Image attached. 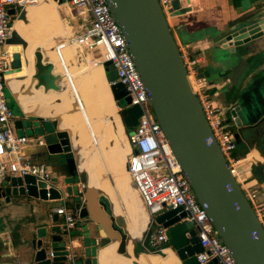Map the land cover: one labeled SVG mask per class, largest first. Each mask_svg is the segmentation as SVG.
Listing matches in <instances>:
<instances>
[{"label": "water", "instance_id": "1", "mask_svg": "<svg viewBox=\"0 0 264 264\" xmlns=\"http://www.w3.org/2000/svg\"><path fill=\"white\" fill-rule=\"evenodd\" d=\"M54 1L61 4L62 0ZM107 1L144 84L154 118L169 141L197 202L206 211L216 234L229 247L237 264H264V229L228 170L199 101L191 90L166 15L157 0ZM179 1L172 2L170 14L180 9ZM23 11L9 9L10 22H14ZM262 40L264 41V6L234 26L217 42V47L224 52L220 59L223 72H226L224 78L229 82L222 94L225 106L221 108L225 123L230 128H242V143L249 142L258 148L260 147L255 139L259 137V133L255 127L264 126V102L260 101L264 96ZM42 60L41 52L36 50L35 72L32 77L37 81L35 87H43L46 93L49 82L54 83L59 77L53 76L52 65L43 64ZM10 66V74L24 69L22 51L15 45L12 46ZM104 67L108 83H113L109 89L114 103L120 105L121 99L128 103L129 98L124 86L117 82L114 66L107 62ZM256 96L259 98L256 99ZM6 101L10 106L13 105L9 99ZM140 114L137 106L125 110L122 122L126 130L131 131L137 126ZM57 123L55 119L42 128L40 137L44 142L43 147L50 155H68L73 163L69 134L59 131ZM261 135L264 143V131ZM234 139L237 141L238 135H234ZM260 151L264 159V148H260ZM259 167L263 168V176L258 180L264 184V163ZM76 173L79 174V171ZM44 187V183H36L31 176L6 177L0 184V210L6 211L5 209L11 207L13 197L33 195L45 201ZM50 193L52 199H60L56 189L51 188ZM98 204L108 218L109 229L119 237L116 253L125 254L126 233L115 223L106 197L100 195ZM71 205L75 220L78 218L85 222L92 221L98 226L102 238L111 240L106 227L92 218L89 206L82 197H76ZM3 218L5 219L0 221V264H64L69 254L66 249L69 232L66 226L59 224L57 215H52V226L39 229L33 238L23 240L28 242V245H21L16 250L10 247L16 238L7 229L6 215ZM179 220L176 211H167L157 216L154 221L168 228L169 247L165 248H170L181 264H198L194 257L200 252L197 228L191 222ZM143 247L150 251L147 236L144 238ZM49 253H52V258H48ZM208 264H216V261Z\"/></svg>", "mask_w": 264, "mask_h": 264}, {"label": "built area", "instance_id": "2", "mask_svg": "<svg viewBox=\"0 0 264 264\" xmlns=\"http://www.w3.org/2000/svg\"><path fill=\"white\" fill-rule=\"evenodd\" d=\"M174 0H157L166 18L170 16ZM42 0H0V184L8 176H31L35 182L45 184V201L52 199L54 188L62 199L63 192L52 184L51 174L44 164L32 162L25 150L31 146H43L41 137L18 135L12 126L16 116L6 101L5 89L10 77L12 50H4L10 36L11 25L8 10H24L40 4ZM64 4L72 7L83 24L78 33L71 34L62 44L77 50L78 66H101L111 62L127 93L129 102L118 108V118L126 136V169L142 203L150 217L146 231L150 251L168 246V228L156 224L155 218L167 211H176L179 222H191L196 229L200 252L194 255L198 264H237L231 250L216 234L206 211L199 205L188 179L178 164L169 141L165 137L150 108L144 84L136 70L124 35L114 19L107 0H68ZM191 90L196 95L205 120L224 157L228 170L250 204L256 218L264 229V199L260 197V184L252 173L255 163L236 154L237 144L230 127L225 123L224 113L208 93V82L200 76L198 59L192 58L185 49L179 48ZM108 83V81H107ZM113 83H108L110 87ZM137 106L141 114L138 124L131 131L126 130L122 117L127 108ZM43 201V200H42ZM53 214L62 219L66 229L74 227V209L65 206L53 208ZM52 253L48 258H52ZM64 264H73L69 254Z\"/></svg>", "mask_w": 264, "mask_h": 264}, {"label": "crops", "instance_id": "3", "mask_svg": "<svg viewBox=\"0 0 264 264\" xmlns=\"http://www.w3.org/2000/svg\"><path fill=\"white\" fill-rule=\"evenodd\" d=\"M179 2L180 9L174 11L167 17L170 30L176 40L177 46L185 49L192 58L198 59L199 73L208 82V93L219 106L223 107L225 105L222 94L228 87L229 82L224 78L226 72H223V64L220 59L224 52L217 47V42L238 23L261 9V7L264 6V0H180ZM67 6L68 5L64 3L58 4L56 2L53 4L50 0H42L40 4L24 9V11L29 10L28 18L32 23L30 29L24 27L23 24L17 25L16 29L20 31L19 34L30 43V47L36 48L40 46L39 48L43 54L44 52L51 54V52H55L53 51L55 47L53 45L57 40L59 29L64 32L59 12L67 15V10L69 9ZM73 19L77 21L76 18ZM14 22H11V27ZM78 29L79 27H76L77 32H74L72 28L71 34L78 33ZM64 34H66V32H64ZM66 38L68 39L69 37L66 36ZM261 42L264 41L262 40ZM8 49L12 50V45H7L6 43L4 50ZM71 49L74 54L75 48L71 47ZM18 50L22 51L23 63L25 66V54L23 53L22 47L18 46ZM42 61L43 64H49L44 62V60ZM61 66L63 69L57 68L53 70L52 65V75L55 77L58 76L59 78L54 81V83L49 82L48 92L59 91L57 82L61 78L63 93L59 97L65 106H69L73 99L84 101L82 91L91 85L90 82H93L94 75L101 74L107 81L106 69H103L101 66L91 67L90 70H86L84 67L77 65L76 59L69 62H62ZM262 69L264 71V65ZM22 73L23 72L12 75L17 78L22 76ZM39 89L44 91L43 87H39ZM6 91L9 94L6 100L9 99L13 104L10 106V103H8L16 116L15 122L16 120L29 121L32 124L30 128H33V132L37 131L38 133L40 128L50 124L55 119L57 120V118L33 120L21 116L20 109L16 105L15 98L8 88V85H6L5 92ZM79 92H81L82 95L78 94ZM86 106L87 103L85 105L80 104L73 114L67 115L64 118L80 119L85 112ZM28 128L29 127L26 126H18L16 127V133L18 135L36 138V136L33 135L34 133H29L30 129ZM28 133L30 135H28ZM119 146H125L127 148L126 140L118 141L117 147ZM36 148V145L27 148L24 152L25 155L29 158ZM246 148H248L249 154L246 160L252 159L255 163L252 168L253 173L254 168L263 165L264 159L260 148L256 145H243L242 149L238 148L237 145L236 154L241 156L240 152H243ZM31 161L37 163L33 159H31ZM114 161L115 155L110 158L97 160L99 177L103 182V188L109 190L113 198L120 203V213L124 221L128 224L129 229L134 233L135 238L138 241H143L149 226L142 225L137 215L136 206L130 203L128 198L129 195L127 196L125 194L126 188L131 187L132 184L128 173L124 172V178L118 171L116 172L115 168L112 166ZM73 166L74 170L77 172L78 169L75 164L74 156ZM47 168L51 176L55 174L54 178L56 179L53 180L51 177L52 184L63 192L61 200L49 202L42 201L40 198L33 195L13 197V205L5 209L6 211L0 210V221L5 219L3 216L6 215V219H8L7 229L10 230L12 236L16 238L14 243L10 245L14 250L18 249L21 245H28V242L23 240L26 238H33L39 229L52 226L51 218L53 215V208L65 206L68 209H72L73 207L71 204L77 197V194L80 193L79 184L82 181H79V174H77L78 180L71 182L69 178H71L72 173L66 175L62 172L57 173L58 170L56 167ZM255 179L257 178L255 177ZM263 187L264 184H260V193H262ZM133 191H135V189H133ZM260 197L263 199L261 195ZM59 219V224H62V219L60 217ZM68 232L69 236L66 249L69 252L72 263L100 264L99 251L109 244L110 241L102 238L99 234L98 226L92 221L85 222L77 218L74 227L68 229ZM19 238L21 239L20 241ZM131 249L130 246L129 250L131 251ZM155 257L157 259H162L164 253L158 254V256ZM152 259L150 254H141L138 258L132 257L133 263L131 264H153ZM160 264L164 263L161 262Z\"/></svg>", "mask_w": 264, "mask_h": 264}, {"label": "bare ground", "instance_id": "4", "mask_svg": "<svg viewBox=\"0 0 264 264\" xmlns=\"http://www.w3.org/2000/svg\"><path fill=\"white\" fill-rule=\"evenodd\" d=\"M28 12L29 10L23 11L13 23L10 36L7 39L8 44L22 47L26 61L22 76L15 78L14 75L10 74L7 85L13 93L21 116L33 120L57 118V129L69 134L75 164L82 181V199L88 204L92 218L106 227L111 238L110 243L99 251V263L131 264L133 263L132 257L138 258L141 254H150L153 258V264H160L161 262L164 264H181L170 248L153 252L145 250L143 247L144 240L138 241L124 221L120 213V203L113 198L109 190L103 188V182L98 173L97 160L114 156L117 142L125 140L122 135L123 127L118 118V108L112 99L104 76L101 74L94 75L93 82H90L91 85L82 91L85 102L73 99L69 106H65L59 97L63 93L61 78L57 82L58 92L49 91L45 93L42 89L35 87L36 80L32 76L35 72L34 52L36 50L42 53L44 62L53 65V70L63 69L61 63L74 60L75 56L70 46L62 45L67 38L61 29H59L57 40L53 45L55 52H51V54L44 52L43 54L40 46L30 47V43L16 29V26L21 24L30 29L32 23L28 18ZM86 103L85 112L80 119L64 118L73 114L77 106ZM100 195L106 197L115 223L127 235L125 254L116 253L119 237L109 229L108 218L98 204ZM130 246L131 251L129 250ZM162 253H164L162 259L155 257Z\"/></svg>", "mask_w": 264, "mask_h": 264}, {"label": "rangeland", "instance_id": "5", "mask_svg": "<svg viewBox=\"0 0 264 264\" xmlns=\"http://www.w3.org/2000/svg\"><path fill=\"white\" fill-rule=\"evenodd\" d=\"M50 1L53 4L56 3V1H54V0H50ZM66 1H68V0H66ZM67 7L69 8L67 10L68 14L65 15V14H61L59 12V15H60L62 28L64 29V32H66L65 35L70 37L72 28H73V31L76 32L77 31L76 27H79V25L83 24V22L81 21L80 18L77 17V13L72 7H70L69 5ZM73 18H76L77 21H75V19H73ZM78 31H81V29L80 30L78 29ZM76 53H77V50L75 49L74 55ZM82 67H84L86 70L91 69L90 66H82ZM23 71H24V69L22 71L17 72V73H20ZM100 71H102V70H100ZM5 95H6V98L9 97V94L7 91L5 92ZM258 98H259V96H256V99H258ZM260 101L264 102V96L261 97ZM119 104H120V106L125 107L127 102L124 99H121L119 101ZM13 123H14V125L12 126V129L14 132H16V127L26 126V127H29L28 129H30L29 133H34L33 135H35L36 137L41 135L40 134L41 131H39L38 133H37V131L33 132V128H30L32 126V124L29 121L16 120V122H15V120H14ZM29 133H28V135H30ZM122 135H123V139L125 138V140H126V136H125L124 131H122ZM237 145H238V148H240V149L243 148V143L239 140H237ZM36 147L37 148L35 149L34 153L29 157L30 160L33 159L38 164H44L47 167H56V169L58 170L57 173L62 172L63 174L68 175V174L73 173L75 171L73 168V163H72V161L68 155H65V154L50 155L47 152L45 147H43V146L42 147L36 146ZM115 147H116L115 148V150H116L115 161H114L112 166L115 168L116 172L118 171V173L125 178L124 172H127L126 154L128 153V150L125 146H119L118 148H117V146H115ZM240 153L242 154L243 152H240ZM253 175L256 178H259V177H261L262 174H261V172H259V169L254 168ZM51 177L53 180L56 179V178H54L55 174H52ZM79 179H80V177H79ZM79 181H81V180H79ZM79 191H80V193L77 194V197L81 198L82 197V182H80V184H79ZM125 194L127 196L129 195L128 198H129L130 203L133 206H136L137 215L139 216L140 222L142 223V225L143 226L144 225L149 226L150 217L146 212V209L142 203V200H141L137 190L133 191L132 187L126 188ZM260 195L264 199V187H263V191H262V193H260Z\"/></svg>", "mask_w": 264, "mask_h": 264}, {"label": "flooded vegetation", "instance_id": "6", "mask_svg": "<svg viewBox=\"0 0 264 264\" xmlns=\"http://www.w3.org/2000/svg\"><path fill=\"white\" fill-rule=\"evenodd\" d=\"M231 129V131H232V133H233V135H238V139L237 140H239V141H243V139H242V128H237V127H231L230 128ZM264 129V126L262 125V127L261 126H258V127H255V130L259 133V137L260 136H262L261 135V133L264 131L263 130ZM259 137H257L255 140L257 141V143L259 144V147L261 148V149H263L264 148V143H262V139H261V137L259 138ZM251 141H253L252 139H251ZM237 142V141H236ZM243 145H249L250 146V143L249 142H245V144L243 143ZM257 169H259V172H261V174H262V176H263V172H262V169L263 168H260V167H257ZM254 176V175H253ZM258 179V178H257Z\"/></svg>", "mask_w": 264, "mask_h": 264}, {"label": "trees", "instance_id": "7", "mask_svg": "<svg viewBox=\"0 0 264 264\" xmlns=\"http://www.w3.org/2000/svg\"><path fill=\"white\" fill-rule=\"evenodd\" d=\"M65 2H66V0H62V1H61V4L65 3ZM10 25H11V23H10ZM124 115H125V112H124ZM42 128H43V127H42ZM42 128H40L39 131H42ZM247 153H248V148H246V149L243 150V153L241 154V156H244V155L247 154ZM77 180H78V175H77L76 171H74V172L72 173V175H71V178H69V181H71V182H75V181H77ZM131 187H132L133 189L136 190V188H135V186H134L133 183L131 184ZM103 200L105 201V199H103ZM168 247H169V245H168Z\"/></svg>", "mask_w": 264, "mask_h": 264}]
</instances>
